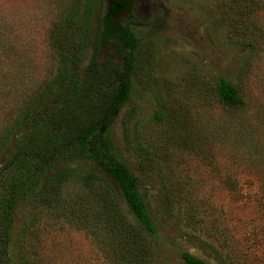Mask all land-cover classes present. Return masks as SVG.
<instances>
[{
  "label": "rangeland",
  "instance_id": "rangeland-1",
  "mask_svg": "<svg viewBox=\"0 0 264 264\" xmlns=\"http://www.w3.org/2000/svg\"><path fill=\"white\" fill-rule=\"evenodd\" d=\"M87 2L0 0V135L59 71L51 37L75 6L78 22L88 18L79 70L87 64L98 8L85 12ZM238 10L247 11L242 24ZM131 14L122 18L136 21L139 38L132 90L110 133L155 224L147 237L153 262L184 264L179 255L187 252L207 264H264V0H144ZM104 55L120 63L110 50ZM221 78L236 87L240 107L220 102ZM12 147L1 152L0 168ZM65 170L47 202L31 194L16 206L10 254L29 264H115L66 217L87 205L93 225V185L81 175L113 184L74 155L50 174Z\"/></svg>",
  "mask_w": 264,
  "mask_h": 264
},
{
  "label": "trees",
  "instance_id": "trees-1",
  "mask_svg": "<svg viewBox=\"0 0 264 264\" xmlns=\"http://www.w3.org/2000/svg\"><path fill=\"white\" fill-rule=\"evenodd\" d=\"M141 1L144 0H108L104 10V0L94 4L93 0H88L85 12L97 5L98 8L89 58L81 70L83 43L80 39L88 32V18L84 15L86 19L78 22L75 6L67 19L68 24H63L67 28L58 24L53 32L51 48L58 57L59 71L0 135V154L9 142H13L0 168V178L12 170L22 172L7 178L6 182L0 180V264H29L23 257L13 259L10 254V245L17 239L11 236L14 210L31 194L47 202L46 190L51 188L54 193L55 185H60L69 175L66 170L50 173L63 159L73 155L93 162L118 195L104 179L81 175L86 185H93V225L92 210L87 205L80 206L77 211L68 208L71 216L66 217L88 232L115 264H170L152 260L147 237H154L157 230L140 193L138 180L117 154L110 133L117 114L130 99L139 47V38L130 25L136 21L126 22L122 16L132 18V7ZM246 14L247 11L238 10V24H242L241 17H247ZM68 29L71 34L67 33ZM104 50H110L120 63L106 55L102 60L100 53ZM218 97L225 107L242 105L236 87L224 78L218 83ZM24 161L29 164L23 167ZM120 201L136 226L121 212ZM179 256L184 264H207L187 252Z\"/></svg>",
  "mask_w": 264,
  "mask_h": 264
}]
</instances>
